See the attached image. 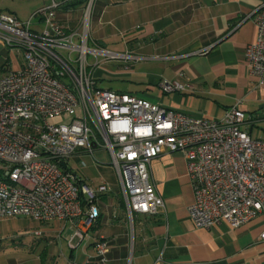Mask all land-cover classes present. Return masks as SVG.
Masks as SVG:
<instances>
[{"label":"built area","instance_id":"1","mask_svg":"<svg viewBox=\"0 0 264 264\" xmlns=\"http://www.w3.org/2000/svg\"><path fill=\"white\" fill-rule=\"evenodd\" d=\"M47 1L26 21L0 10V40L19 47L23 59L18 70L0 76V219L70 221L82 233L99 218V196L108 187L88 186L61 163L79 152L93 157L95 150L107 151L130 220L164 207L150 180V163L176 151L186 159L194 193L187 212L195 227L224 223L238 228L264 212V139L241 129L244 113L238 103L221 117L194 116L134 93L98 87L93 67L133 57L88 46L93 0L72 30L56 16L61 3ZM252 21L255 38L244 56L248 75L261 85L264 1ZM184 88L161 83L163 92ZM59 116L67 120L53 122ZM108 251V239L101 237L94 263L106 264Z\"/></svg>","mask_w":264,"mask_h":264},{"label":"crops","instance_id":"2","mask_svg":"<svg viewBox=\"0 0 264 264\" xmlns=\"http://www.w3.org/2000/svg\"><path fill=\"white\" fill-rule=\"evenodd\" d=\"M57 1V18L67 30L75 29L88 0ZM262 1L93 0L88 43L109 51L107 45L122 46V53L133 57L123 61L144 62L139 82L145 87L124 92L141 93L151 102L194 116L221 117L238 103L244 113L241 129L251 138L264 139V84L248 75L244 56L255 38L252 15ZM9 48L0 40V54ZM105 65L101 70L116 77L133 72L127 64L111 69ZM10 71L15 70L3 75ZM164 81L185 88L163 92ZM71 160L76 166L68 165ZM66 165L80 171L76 173L88 186L104 183L108 191L99 196V218L80 234L70 221H35L40 228L29 233L44 237L42 246H50L65 229L71 231L65 239V264H95V244L101 237L108 239L106 264H264V212L238 228L193 225L187 207L194 193L181 151L164 152L151 161L150 180L164 207L156 215L134 214V231L121 193L112 194L119 181L110 163L99 162L95 153L79 152ZM78 247L81 255L76 256ZM11 262L0 259V264H15Z\"/></svg>","mask_w":264,"mask_h":264},{"label":"rangeland","instance_id":"3","mask_svg":"<svg viewBox=\"0 0 264 264\" xmlns=\"http://www.w3.org/2000/svg\"><path fill=\"white\" fill-rule=\"evenodd\" d=\"M47 0H0V10L16 16L21 21H26L37 9L47 4ZM49 3V2H48ZM80 21V20H79ZM91 26V20L89 27ZM90 32V29H89ZM91 33V32H90ZM89 47H92V42L88 43ZM113 52L122 53L125 50L122 46L113 47L107 45ZM21 49L19 47H10L8 50H4L0 54V76H2L7 70H18L20 68ZM99 59H102L99 57ZM88 60L92 61L91 56H88ZM117 64H127L133 72L129 75L116 77L115 75L108 74L105 71L96 68L95 74L97 84L103 88H112L113 90H141L145 87L144 83H140V71L145 67L144 62L139 60H126L114 59L106 62L108 69L114 68ZM99 74L101 75L100 81H98ZM132 93V92H130ZM141 96V93H134ZM63 120H67V117H55L53 122L57 123ZM95 156L101 163L109 164L110 158L105 150H95ZM69 166H76V161L71 160L68 163ZM80 173V171H76ZM120 185L118 182L114 184L113 195H119ZM122 195V194H121ZM132 219L128 221L129 228L132 231L135 230L134 222ZM40 228L37 222L25 217L14 218H1L0 219V259L12 260L11 263L15 264H65V256L68 254L65 239L68 237L71 231L65 229L62 237H56L52 239L50 246H42L44 243V237H36L30 231ZM134 229V230H133ZM135 234V233H134ZM76 256L81 255V247H78L75 251Z\"/></svg>","mask_w":264,"mask_h":264},{"label":"water","instance_id":"4","mask_svg":"<svg viewBox=\"0 0 264 264\" xmlns=\"http://www.w3.org/2000/svg\"><path fill=\"white\" fill-rule=\"evenodd\" d=\"M61 166H62L63 168H66V164H65V163H61Z\"/></svg>","mask_w":264,"mask_h":264}]
</instances>
